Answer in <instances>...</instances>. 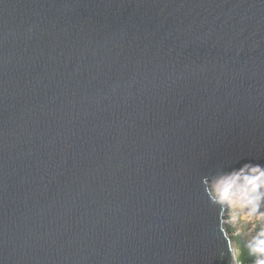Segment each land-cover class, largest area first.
<instances>
[{"label": "water", "instance_id": "water-1", "mask_svg": "<svg viewBox=\"0 0 264 264\" xmlns=\"http://www.w3.org/2000/svg\"><path fill=\"white\" fill-rule=\"evenodd\" d=\"M237 160L264 0H0V264H234L205 184Z\"/></svg>", "mask_w": 264, "mask_h": 264}, {"label": "clouds", "instance_id": "clouds-1", "mask_svg": "<svg viewBox=\"0 0 264 264\" xmlns=\"http://www.w3.org/2000/svg\"><path fill=\"white\" fill-rule=\"evenodd\" d=\"M221 168L206 180L214 199L210 203L219 207L235 206L245 216H257L264 209V164L243 163ZM235 218V217H234ZM254 264H264V222L246 242Z\"/></svg>", "mask_w": 264, "mask_h": 264}, {"label": "rangeland", "instance_id": "rangeland-1", "mask_svg": "<svg viewBox=\"0 0 264 264\" xmlns=\"http://www.w3.org/2000/svg\"><path fill=\"white\" fill-rule=\"evenodd\" d=\"M226 216H227L226 220L228 222L226 224L227 232L229 233L230 230L228 228L230 227L235 228L234 232L229 233V236L231 237L234 235H242V239L244 240L245 244L247 240L250 239V237L255 234L256 229H258L261 223L264 222V211H260V213L255 217L245 216L235 206L232 207L227 206ZM232 242L234 247V254H235L234 256L236 258L239 255V249L237 248L235 242L234 241Z\"/></svg>", "mask_w": 264, "mask_h": 264}, {"label": "trees", "instance_id": "trees-1", "mask_svg": "<svg viewBox=\"0 0 264 264\" xmlns=\"http://www.w3.org/2000/svg\"><path fill=\"white\" fill-rule=\"evenodd\" d=\"M229 233L234 232V227L228 228ZM257 230V229H256ZM231 240L235 242L237 248L239 249V255L237 260L240 261L242 264H254V258L252 257L251 253L248 251L244 240L242 239V235H234L231 236Z\"/></svg>", "mask_w": 264, "mask_h": 264}, {"label": "built area", "instance_id": "built-area-1", "mask_svg": "<svg viewBox=\"0 0 264 264\" xmlns=\"http://www.w3.org/2000/svg\"><path fill=\"white\" fill-rule=\"evenodd\" d=\"M234 264H242L240 261L237 260V257L235 258V263Z\"/></svg>", "mask_w": 264, "mask_h": 264}, {"label": "bare ground", "instance_id": "bare-ground-1", "mask_svg": "<svg viewBox=\"0 0 264 264\" xmlns=\"http://www.w3.org/2000/svg\"><path fill=\"white\" fill-rule=\"evenodd\" d=\"M230 207H232V206H230Z\"/></svg>", "mask_w": 264, "mask_h": 264}]
</instances>
